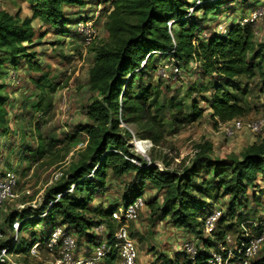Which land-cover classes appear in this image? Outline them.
I'll list each match as a JSON object with an SVG mask.
<instances>
[{
	"label": "rangeland",
	"instance_id": "1",
	"mask_svg": "<svg viewBox=\"0 0 264 264\" xmlns=\"http://www.w3.org/2000/svg\"><path fill=\"white\" fill-rule=\"evenodd\" d=\"M113 1L86 0L83 7L65 8L64 21L55 28L45 26L39 20H31L32 7L24 0H0V10L16 18L19 25L30 19L34 33L32 44H25L26 53L33 56L30 65L21 57L15 68L7 61V55H0V99L7 111L6 123L0 126V181L12 175L16 180L15 199L5 202L0 208V251L6 243H11L10 248L15 245V249L14 252H7L0 264H57L60 251L64 248V236H68L69 243L73 245L72 258L91 256L93 249L108 237L106 227L98 224V218L93 215L87 217L95 226L87 231L88 236H93L94 242H101L84 253L88 246L86 238L62 226L60 222L63 221L57 217L54 226L45 225L43 220L53 198H59L54 195L55 191L61 185L69 184L75 176L74 170L83 163L89 145L88 128L93 126L87 117V108L94 100L103 101L108 97V94L92 89L89 72L95 65L96 52L108 49L114 43L106 27V15ZM183 1L189 6V14L202 26L198 38L222 36L231 25L244 23L245 20L251 24L255 54H258V58L254 54L248 57L249 66L255 70L254 79L239 78L236 81L239 88L232 91L221 83L222 80L204 78L196 63L191 64V72L187 75L175 66L172 59L157 60L155 53H146L145 57H141V67L149 55L153 58L145 65V73L140 74L141 88L144 92L149 86L155 88L147 105L151 104L150 114L158 116L165 126L163 145L152 148L149 141L140 139V127L123 122L121 111L118 115L110 108V122L121 119L117 134L125 142L128 153L140 160L134 163L154 167L159 172L181 175L184 169L190 170L202 154L201 150L205 149V144H209L212 150L204 156L208 162L197 165L198 174L192 181L193 189L199 190L196 187H203L206 183L213 186L220 181L212 176L211 171H206L207 168L212 170L216 163L241 162L250 146L264 144V127L257 133L243 130L227 137L224 128L211 119L208 105L214 97L215 88L223 86V90L233 92L246 111L245 116L238 120L264 123V0H218V6L212 13L200 10L203 4L200 0ZM31 66L39 68V72H33ZM115 80L117 95L111 104L121 107L131 90V69L122 71ZM170 102L175 106L182 105L189 115L190 106L193 102L197 103L203 111L201 119L190 126L180 125L177 128L173 117L175 111L169 107ZM177 130L180 131L175 133ZM141 143L144 153L139 152L136 145ZM39 151L42 153L39 154ZM91 158L88 164L94 171L98 163L94 162L95 157ZM129 182L128 177L116 178L108 172L103 188L92 192L93 199L88 207L99 211L118 209V221L112 216L116 222H111V225L115 232L126 229L134 241L135 264H202L196 262L200 253L219 256L222 264H264V241L258 245L254 256L245 259L237 257L244 240L256 239L264 227V178L261 176H257L253 185H246V196L237 201L232 220L228 217L230 196L222 189L207 196H200L195 191L193 199L196 205L204 207V211L198 209L196 233L174 227L168 217L158 220V211L153 216L150 204L161 206L164 191L150 186L143 189L140 200L135 204L137 209L133 217H125L124 209L134 204L126 206L123 200ZM71 191L72 187L69 193ZM50 200L51 206L47 204ZM212 211L221 214L210 231L200 223ZM6 216L15 220L13 225L22 218L35 224L25 226L22 232L15 231L13 226L10 229L4 224ZM223 216L225 219H222ZM58 231L66 235L62 233L57 246L50 251L51 236ZM219 232H223L222 240L207 249L205 242H215ZM29 247L27 254L19 253ZM98 264H122V261L115 257Z\"/></svg>",
	"mask_w": 264,
	"mask_h": 264
},
{
	"label": "trees",
	"instance_id": "2",
	"mask_svg": "<svg viewBox=\"0 0 264 264\" xmlns=\"http://www.w3.org/2000/svg\"><path fill=\"white\" fill-rule=\"evenodd\" d=\"M24 1L32 7L31 20H39L45 26L56 28L64 21L65 8L83 7L86 0ZM200 1L203 4L199 8L205 10V13H212L218 6V0ZM188 7L183 0H115L110 4V10L106 15V27L114 43L108 49L96 52L95 65L89 72V84L92 89L104 95L108 94V97L103 101L94 100L87 108V117L93 126L88 128L89 145L83 163L74 170L75 176L71 178L70 183L61 185L55 191L54 195L59 198L54 197L52 202L47 201V204L50 205L51 202L52 206L43 220L45 225L54 226L57 217L63 221L60 222L62 226L73 229L81 238H86L88 246L84 253L101 242L100 240L94 242V237L88 236L87 231L93 230L95 226L87 217L93 215L95 219L98 218L100 221L98 224L106 227L108 237L115 233L111 222L113 224L116 222L112 216L118 212L117 208L99 211L88 207V203L93 199L92 192L103 188L108 172L116 178H130L123 199L126 206L140 199L145 187L150 186L158 191H164L161 206L153 207L150 204L153 216L157 215L158 211L160 213L157 216L158 220L168 217L174 227L194 233L199 225L196 220L198 209L204 211V207H198L193 199L195 191L200 196H207L212 191L222 189L230 196L228 217L232 220L237 201L246 196V185H253L257 176L264 178V144H253L243 154L241 162L216 163L212 170L207 168L206 171H211L212 176L220 181L215 182L213 186L210 183L203 184V187H196L199 190H195L192 181L198 174L196 167L198 164L208 162L204 156L212 150L209 144H205V149L201 150L202 154L190 170L184 169L181 175L177 172H159L154 167H142L134 163L140 160L134 159L128 153L125 142L117 134L121 119L110 122V108L118 115L121 111L123 122L140 127L138 135L140 139L149 141L152 148L163 145L165 126L158 116L150 114L151 104L147 105L155 88L149 86L145 92L141 88L140 74L145 73V65L153 58V55H149V59H146L144 66L141 67V57H145L146 53H155L157 60L172 59L175 66L187 75L191 72V64L196 63L200 66L204 78L222 80L221 83L230 87L232 91L239 88L236 82L239 78L254 79L255 70L249 66L248 57L254 54L255 58H258V54H255L256 46L251 24L239 22L231 25L222 36L201 39L197 35L202 33V26L189 14ZM31 20L27 19L19 25L16 18L0 10V55H7V61L12 67H17L21 57L30 65L33 56L26 53L25 44H32L34 38ZM31 68L33 72H39V68L34 66ZM128 69H131V90L121 107L117 104L112 106L111 101L117 95L115 78ZM136 70L139 72L134 73ZM262 83L264 87L263 75ZM222 87L215 88L214 97L208 102L212 113L211 119L216 125L243 118L246 114L233 92L223 90ZM169 107L175 111L173 117L177 128L180 125L194 124L203 114L195 102L190 106V115L184 112L182 105L175 106L170 102ZM6 117L7 111L0 99V126L6 123ZM92 156L95 157L94 162L98 163L94 171L88 164ZM166 167H169V163H166ZM71 187L72 191L69 193ZM24 219L19 222V232L25 230V226L32 227L35 224L34 221L26 222ZM204 219L199 222L201 226ZM222 219H225V216ZM14 221L12 217L6 216L4 224L12 229ZM257 230L259 231L260 227ZM222 234L223 232L216 234L215 242L207 240L206 248L214 247L217 241L222 240ZM250 240L251 238H248L245 242ZM10 247L11 243H6L1 248L6 249V252H14L15 245L13 248ZM29 249L30 247L25 248L19 253L27 254ZM114 258L115 256L105 260ZM223 258L225 259V256ZM209 259H211L209 255L200 253L196 262L206 264Z\"/></svg>",
	"mask_w": 264,
	"mask_h": 264
},
{
	"label": "built area",
	"instance_id": "3",
	"mask_svg": "<svg viewBox=\"0 0 264 264\" xmlns=\"http://www.w3.org/2000/svg\"><path fill=\"white\" fill-rule=\"evenodd\" d=\"M248 22L247 20L244 21ZM221 127L224 128L225 134L227 137H232L235 134L239 133L240 131H247V132H253L257 133L260 132L262 127H264V123H254V122H243L241 120L235 119L231 122H228L226 124H220ZM16 180L15 177L8 176L4 178L3 180L0 181V208L1 206L7 202L15 199V194H14V188H15ZM140 199H137L134 201V204H132L128 209H124V215L125 217L127 216L128 218L133 217L134 215V210L135 208L137 209V204ZM136 204V205H135ZM51 206V205H50ZM219 211H212L210 212L204 219V227L209 229L210 231L212 230L214 223L218 220L220 216ZM115 217L114 219L118 221V215L116 213L113 214ZM124 219V216H123ZM125 220V219H124ZM19 223L13 225V229L15 231H18L19 228ZM124 228H121L117 230L112 237H107L105 238V241L102 242L99 246L93 249L91 256H82L78 255L76 258L71 257V250L73 249L72 243L70 244V238L67 236H64V248L60 251V258L57 262V264H98L102 260H105L109 257H119L122 261V264H135V257H136V248L134 241L130 238L128 235L127 230H123ZM63 232L58 231L56 234L51 236L50 240V251H53L55 246H57V242L59 241L58 239L62 235ZM64 234V233H63ZM260 236L257 237L254 240H250L249 242L242 243L239 246L238 250V258L239 257H244L249 258L255 255L256 250L258 248V245L264 241V227L263 230L260 232ZM66 235V234H64ZM248 239V238H247ZM6 249H3L0 251V261L2 260L1 258L6 255ZM207 261V264H222V260L220 259L219 256H213L210 257ZM224 262L225 259L223 258ZM246 264V262L244 263Z\"/></svg>",
	"mask_w": 264,
	"mask_h": 264
},
{
	"label": "bare ground",
	"instance_id": "4",
	"mask_svg": "<svg viewBox=\"0 0 264 264\" xmlns=\"http://www.w3.org/2000/svg\"><path fill=\"white\" fill-rule=\"evenodd\" d=\"M143 142V141H142ZM137 145V148H138V150H139V152H141V153H144L145 152V148H144V146H143V143H141V144H136ZM147 150V149H146Z\"/></svg>",
	"mask_w": 264,
	"mask_h": 264
}]
</instances>
